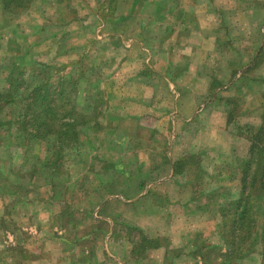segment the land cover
<instances>
[{
    "label": "rangeland",
    "instance_id": "374dc122",
    "mask_svg": "<svg viewBox=\"0 0 264 264\" xmlns=\"http://www.w3.org/2000/svg\"><path fill=\"white\" fill-rule=\"evenodd\" d=\"M202 9L217 13L223 25L220 40L231 43L223 46V57L236 58L239 67L253 58L252 67L262 63L264 0H32L17 16L5 13L0 3V87L5 86L4 67L14 63L26 76L49 77L75 104L98 105L91 114L102 112L93 123L98 129L93 132L91 126L78 146L62 151V163L52 160L49 166L53 140L21 137L22 129L9 123L21 124L22 118L2 115L0 264H264V194L242 190L241 168L264 123L236 128L248 136L250 147L235 167L201 172V178L192 169L190 182H202L205 191L191 185L185 203L176 201V191L165 189L157 194L168 192V200L150 196L137 201L130 179L118 170L134 168L140 154L148 158L136 146L150 136V126L129 125L124 142L126 132L115 119L120 108L134 113L142 98L137 74L143 72L139 81L150 82L156 94L163 89L152 74L163 72L167 55L182 56L189 44H198L196 12ZM202 16L209 26L217 22ZM97 93L104 106L91 101ZM160 97L159 103H166ZM245 99L230 102L240 106ZM189 161L196 166L198 160ZM208 163L203 170L212 172ZM160 164L163 173H150L148 181L167 175L168 163ZM252 166L251 174L255 162ZM217 185L216 192H207ZM238 201H248L252 225L236 227Z\"/></svg>",
    "mask_w": 264,
    "mask_h": 264
},
{
    "label": "crops",
    "instance_id": "0c3cea01",
    "mask_svg": "<svg viewBox=\"0 0 264 264\" xmlns=\"http://www.w3.org/2000/svg\"><path fill=\"white\" fill-rule=\"evenodd\" d=\"M205 13L217 22L209 26L202 16ZM243 14L249 16L250 13L242 11ZM196 15L198 33L201 32L198 44H189L190 48H186L182 56L167 55L168 64L163 72L153 71V77L158 75L164 88L156 94L157 90L149 87L150 82L144 85L146 81H139L144 74L138 73V82L143 86L140 90L142 98L136 104L135 112L130 108H120L119 120L115 118L125 132L129 125L150 126V136L145 140L137 138L142 143L138 142L136 146V150L141 149L148 156L147 160L140 154L137 156L140 161L136 162L134 168H118L128 180L138 181L133 183L129 180V187L135 190L137 201L150 196L153 201L168 200L171 195L168 192L161 197L157 194L165 189L176 191V194H172L178 198L176 201L185 203L184 192L190 194L191 185L197 191H205L202 182H190V174L195 173L192 169L198 170L196 177L201 178V172L211 175L220 167L230 164L235 167L238 159H245L250 147L248 136L239 134L236 128L255 129L264 123V59L257 67L250 65L254 58L248 62L245 60L241 67L236 58L226 59L222 56L223 46L231 43L220 40L223 25L216 17L217 13L213 15L208 10H200ZM261 31L264 32V26ZM243 38L249 45L250 39L246 40V36ZM158 94L165 97L162 101L166 103H159L162 98H157ZM231 99L245 101L239 106L231 103ZM231 104L235 106L232 108ZM236 104L239 106L237 112ZM107 113H110V109ZM127 134L122 141L126 142ZM195 156L198 161L196 166H192L189 160L191 157L195 159ZM206 160L214 168L212 172L203 170ZM161 161L168 163L165 169L167 175L148 181L147 175L150 173H163ZM219 188V185L213 186L207 192H216ZM215 220L218 222L217 218Z\"/></svg>",
    "mask_w": 264,
    "mask_h": 264
},
{
    "label": "trees",
    "instance_id": "16d2710c",
    "mask_svg": "<svg viewBox=\"0 0 264 264\" xmlns=\"http://www.w3.org/2000/svg\"><path fill=\"white\" fill-rule=\"evenodd\" d=\"M31 1L0 0V3L3 5L5 13L10 16H17L28 10ZM141 1L144 0H135V3L138 4ZM109 11L116 12V10L112 11L110 9ZM157 16L159 17L160 13ZM15 65L17 64L8 62V65L4 67L7 74L5 75L4 88L0 87V123L2 115H10L11 119L22 118L21 124L11 120L9 125H18L17 130L22 129L21 132H18L19 135L23 133L21 137L53 140L54 144L51 148L55 153L46 166H49L52 160L54 163L58 161L62 163V159L66 158L62 156V151L70 152L78 146L80 137L87 134L91 126L93 132L97 130L98 127L97 129L93 128V123L102 116V112L91 114L90 112L98 110V105L92 107L89 102L84 106L75 104L68 97L66 90L53 84L49 77L41 79L36 75L26 76L23 74V69ZM36 80L39 82L32 86L31 84L35 83ZM98 93L91 98V101L104 106V100L101 101ZM16 110H20V113L13 117L12 114ZM260 130L252 138L251 157L241 165L242 170H244L242 190L249 189V195L253 193L255 196L256 194H264V141L262 140L264 126ZM0 137V139H3L2 136ZM253 162L256 166H254L251 174ZM59 172V169H56V173L59 174ZM248 201L244 205L242 201L235 203L238 208H241L240 211L236 212L237 220L234 222L238 228L244 226L245 223L252 225L253 220L252 217H249L251 209L247 204ZM222 213L224 217L226 215L224 210H222Z\"/></svg>",
    "mask_w": 264,
    "mask_h": 264
}]
</instances>
